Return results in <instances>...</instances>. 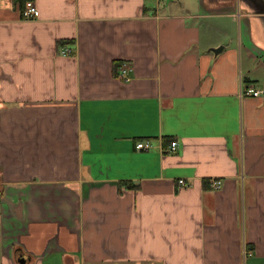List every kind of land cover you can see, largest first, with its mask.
Instances as JSON below:
<instances>
[{
    "label": "crops",
    "instance_id": "1",
    "mask_svg": "<svg viewBox=\"0 0 264 264\" xmlns=\"http://www.w3.org/2000/svg\"><path fill=\"white\" fill-rule=\"evenodd\" d=\"M22 1L0 0V264H264V0Z\"/></svg>",
    "mask_w": 264,
    "mask_h": 264
},
{
    "label": "built area",
    "instance_id": "2",
    "mask_svg": "<svg viewBox=\"0 0 264 264\" xmlns=\"http://www.w3.org/2000/svg\"><path fill=\"white\" fill-rule=\"evenodd\" d=\"M24 16L27 18H37L40 16V10L38 8V6L36 5L35 1L33 0H28L26 3V8L24 10ZM64 54H68L70 51L69 49L65 48V50L63 51ZM121 73L123 76H126L127 73V69L123 68L121 70ZM263 92V90L261 89H255L252 86H247L245 87L244 91H243V95H255L258 96ZM137 148L139 149H143V150H150L153 148V144L150 141H141L137 143ZM178 146H177V142H173L168 148H163V150H170V151H175L177 150ZM179 184L181 186L187 185V181L185 180V178H180L178 180ZM221 185V181L220 180H213L212 182V186L214 187H219Z\"/></svg>",
    "mask_w": 264,
    "mask_h": 264
},
{
    "label": "rangeland",
    "instance_id": "3",
    "mask_svg": "<svg viewBox=\"0 0 264 264\" xmlns=\"http://www.w3.org/2000/svg\"><path fill=\"white\" fill-rule=\"evenodd\" d=\"M27 1L28 0H26V3H27ZM34 1V0H33ZM26 3H25V5H24V7L22 8V10H21V12H22V15H23V17L25 18V19H29V20H31V19H36V18H27V17H25L24 16V10H25V8H26ZM38 18V17H37ZM62 48H63V50H65V48L64 47H61V50H62ZM60 49V48H59ZM63 50H62V52H63ZM70 52L68 53V54H66V55H70L71 54V50H69ZM123 68H126L125 67V65H124V63L122 62V64H120L119 66H118V68H117V70L119 71V73L117 74L120 78H122V79H124L125 81H128V80H130V77H129V75H128V69H127V73H126V76H123L122 75V73H121V70L123 69ZM115 74H116V72H115ZM120 74V75H119ZM17 121H18V119H17ZM33 145H34V142H32L31 143V148H33ZM23 153H21V155H22ZM16 157V156H15ZM15 160V159H14ZM18 160V161H17ZM16 161L18 162V166H15V169H18V172L20 171V170H22V171H26L27 170V168H29V166H30V164H29V162L28 163H26L25 161H21V160H19V159H17ZM29 171H30V169H29ZM2 180H3V177H0V195H2L3 194V190H4V187L2 186L3 185V183H2ZM11 184H13V182H11ZM180 185V184H179ZM13 214L15 215V213L13 212ZM247 253H248V251H247Z\"/></svg>",
    "mask_w": 264,
    "mask_h": 264
},
{
    "label": "trees",
    "instance_id": "4",
    "mask_svg": "<svg viewBox=\"0 0 264 264\" xmlns=\"http://www.w3.org/2000/svg\"><path fill=\"white\" fill-rule=\"evenodd\" d=\"M26 3V0L22 1V4L23 6L25 5ZM74 42V39L71 40V41H59L57 46L58 48H61V47H64L65 45H68V44H72ZM122 64V61L120 60H117V61H114L113 63V66H114V72H116L118 66ZM176 141V138H171V139H164L163 140V147L164 148H167L169 144H171L172 142ZM209 181H204L205 185L208 184ZM120 184L122 185H125L126 187H137V189L139 188V185L138 184H131L130 182H127V181H123V182H120Z\"/></svg>",
    "mask_w": 264,
    "mask_h": 264
},
{
    "label": "water",
    "instance_id": "5",
    "mask_svg": "<svg viewBox=\"0 0 264 264\" xmlns=\"http://www.w3.org/2000/svg\"><path fill=\"white\" fill-rule=\"evenodd\" d=\"M221 49H222V47L214 48L213 50H214L215 52H217V51H220ZM19 263H20V264H27L26 259L23 258V257H21V258L19 259Z\"/></svg>",
    "mask_w": 264,
    "mask_h": 264
},
{
    "label": "flooded vegetation",
    "instance_id": "6",
    "mask_svg": "<svg viewBox=\"0 0 264 264\" xmlns=\"http://www.w3.org/2000/svg\"><path fill=\"white\" fill-rule=\"evenodd\" d=\"M20 259V258H19Z\"/></svg>",
    "mask_w": 264,
    "mask_h": 264
}]
</instances>
